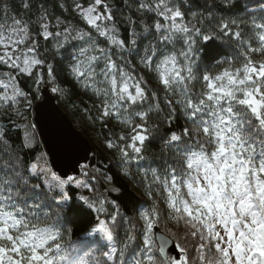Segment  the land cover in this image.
Returning a JSON list of instances; mask_svg holds the SVG:
<instances>
[{
    "label": "snow or ice",
    "instance_id": "1",
    "mask_svg": "<svg viewBox=\"0 0 264 264\" xmlns=\"http://www.w3.org/2000/svg\"><path fill=\"white\" fill-rule=\"evenodd\" d=\"M23 7L27 10L31 5ZM59 7L73 18H53L41 7L35 19L12 18L11 25L0 26V65L9 69L3 74L7 81H0V108L11 107L23 119L17 106L23 100L30 107L31 101L19 86L20 76L39 85L46 74L52 92L63 96L57 65L42 56L40 48L42 41L46 51L51 44L54 61L62 49L71 47L69 63L63 67L81 88L93 94L94 123L107 127L116 121L130 130L105 145L115 151L120 174L129 178L131 164L145 159L146 142L159 128L150 125V114L165 108L163 119L169 131L160 139L163 148L173 152L174 162L164 169L163 179L155 168L151 180L147 172L142 174L151 207L138 213L137 225L122 216L117 201L106 194L118 195V188L101 192L96 186L98 176L109 184L111 176L87 163L79 165L78 176L57 175L46 160L41 166L40 156L25 167L0 132V159L4 161L0 165V264L67 260L61 243L64 234L48 212L41 216L36 211L40 204L26 202L25 188L46 189L57 215L76 190L81 207L95 213L89 235L99 234L106 242L102 259L90 262L81 257L68 264H264V16L259 22L251 21L257 40L253 47L251 38L246 40L241 31H230L232 26L238 27L235 21L213 25L209 13L207 23L201 20L197 27L185 22L184 13L172 0H138L137 11L142 16L151 14V23L142 19L143 31L138 32L136 20L126 17V37L106 0H88L87 4L72 0L71 6ZM212 33L234 40L243 50V62L234 67L232 60L219 61L227 66L198 75L201 48L215 38ZM125 55H138L139 64L155 73L154 82L164 92L163 108L158 90L150 89L145 77L135 75V65ZM180 116L189 126L174 131ZM22 145L32 146L27 126ZM33 179L38 183H32ZM153 185H162L166 211L161 210ZM162 220L165 229L172 224L177 230L169 232L177 256L168 254L164 236L159 244L153 238V229ZM121 223L126 227L118 238ZM129 250L133 252L131 261L125 259Z\"/></svg>",
    "mask_w": 264,
    "mask_h": 264
},
{
    "label": "trees",
    "instance_id": "2",
    "mask_svg": "<svg viewBox=\"0 0 264 264\" xmlns=\"http://www.w3.org/2000/svg\"><path fill=\"white\" fill-rule=\"evenodd\" d=\"M87 2L88 0H84L85 4ZM106 3L113 9V15L116 18L118 28L125 37L129 29L126 17L131 16L136 20L138 32L143 31V27L140 24L142 19L151 23V14L142 16L137 11L138 0H106ZM172 3L181 8L186 23L191 22L197 25V27H201L199 23L201 20L207 23L209 13L213 17V25L220 22L232 25V22L235 21V25H238V27L232 26L230 31H241L246 40L251 38L249 42L253 47L257 46V40L253 37L250 24L253 19L259 22L261 17L264 16V0H172ZM23 4H29L31 7L26 10ZM61 4L71 6L72 0H0V25L11 23L12 18L26 21L35 19L38 14V9L41 7L47 9L53 18L57 15H63L71 20L73 18L72 14L62 13L59 7ZM6 5L9 6L7 12L4 11ZM76 23L80 27H85L78 20ZM212 35L215 38L205 47L201 48L202 55L198 60V75L204 72L215 73L227 66L226 64L219 63V61L232 60L234 67L240 66L243 62V56L241 55L243 50L234 40L228 36H218L216 33H212ZM101 43L104 42L101 41ZM43 44L44 42L42 41L40 53L42 56L46 55L49 62H54L57 65V82L59 87L64 89L65 94L61 96L52 92L51 85L47 83L46 74L45 82L39 85L26 77L20 76L18 80L19 86L29 94L31 106L26 107L23 100L20 101L17 107L23 113V119L15 115L11 107L4 106V108H0V132L11 142L13 152L19 154L25 167L28 166L29 162H35L38 156L41 157L44 155L45 152L33 122V108L41 100L39 95L41 88L47 85L55 97L57 105L68 116L74 127L90 142L92 151L87 164L91 168H99L102 173H106L112 177V182L109 184L102 176H98L99 183L96 186L99 191L104 192L105 188L110 187L118 188V195L113 193L106 194L109 199H115L117 201L122 216L131 218L139 225L138 213L145 208L151 207V201L145 195L146 185L142 182V174L147 172L148 180H151V170L155 168L161 176V179H163L164 169L168 163L174 162L173 152L164 149L160 139L162 134L169 131L168 124L163 119L167 109L165 108L159 114L156 112L150 114V125L158 124L159 128L151 133L152 138L146 142L144 151L145 159L139 162H133L130 167L131 176L129 178L123 177L120 174L119 161L116 159L115 151L108 150L105 145L109 139L115 141L122 131L127 134L130 130L124 128L116 121L109 122L107 127H102L98 122L94 123L97 109L93 107L96 103L93 94L81 88L63 67L69 63V54L73 49L71 47L67 51L62 49L53 61V53L50 50L51 44H48V51H46ZM180 46L178 42L176 45L177 50ZM139 54H142V52ZM138 55H125V59L135 65V75L145 77L148 81L149 88L158 90L159 103L163 108L164 92L154 82L155 73L148 71L143 65L139 64ZM254 59L260 58L254 56ZM8 71L9 69L6 66L0 65V81H7V76L3 74ZM196 88L197 90L199 89V84L196 85ZM2 91L3 89H0V92ZM149 97L151 98V91L149 92ZM150 102L153 105L156 103V101H151V99ZM145 107H148V105L145 104ZM25 126L28 127L32 135V146L28 148L22 145ZM185 126L189 125H186L185 119L180 116L174 122L172 130L179 131L180 128ZM3 162V159H0V165H3ZM0 175H2V172H0ZM32 183H38V181L33 179ZM23 191L26 193L27 203L41 205L39 209H36L41 216L44 212H48L50 214L49 219L57 222L60 231L64 234L61 243L66 250L68 260H78L84 257L92 262L94 258L102 259V253L106 251L107 244L106 242H102L97 235L94 237L89 235L92 225L95 222V213H90L86 208L81 207L80 202L76 199V190H72V199L63 206V211H59L58 215V209L51 199V194L46 189L30 190L25 188ZM153 193L156 195V200L159 202L161 210L166 211V206L162 199L165 195L162 190V185H153ZM156 193L159 194L157 195ZM85 194L90 195V193ZM109 210L111 211V206H109ZM124 227L126 225L121 223L118 238L123 237ZM159 228L168 237H170L169 232L177 231L172 224H168L165 229L163 220ZM89 253L91 255H88ZM132 258L133 252L129 250L126 253L125 259L131 261ZM66 261L58 264H64Z\"/></svg>",
    "mask_w": 264,
    "mask_h": 264
},
{
    "label": "water",
    "instance_id": "3",
    "mask_svg": "<svg viewBox=\"0 0 264 264\" xmlns=\"http://www.w3.org/2000/svg\"><path fill=\"white\" fill-rule=\"evenodd\" d=\"M40 94L41 100L33 108V122L48 163L57 175L78 176L79 165L89 161L91 144L57 105L48 86H44ZM161 236L168 240V254L177 256L174 241L160 228H154L153 238L157 244Z\"/></svg>",
    "mask_w": 264,
    "mask_h": 264
},
{
    "label": "rangeland",
    "instance_id": "4",
    "mask_svg": "<svg viewBox=\"0 0 264 264\" xmlns=\"http://www.w3.org/2000/svg\"><path fill=\"white\" fill-rule=\"evenodd\" d=\"M12 23V22H11ZM11 23H5V24H1L0 26H8V25H11ZM47 86V85H46ZM44 87V86H43ZM42 89V88H41ZM50 90V89H49ZM40 92H41V90H40ZM40 92H39V95H40V98H41V94H40ZM39 102V101H38ZM44 160H46L47 161V164H48V166H50L49 165V163H48V158H47V156H46V154L44 153V155H42L41 156V160H40V164H41V166H43V162H44ZM100 239H101V237L99 236V234H96ZM93 237L95 236V235H92ZM101 241L102 242H105L104 240H102L101 239ZM69 261H75V260H68L67 259V261L66 262H64V264H68V262ZM61 262H63V261H59L58 263H61Z\"/></svg>",
    "mask_w": 264,
    "mask_h": 264
}]
</instances>
